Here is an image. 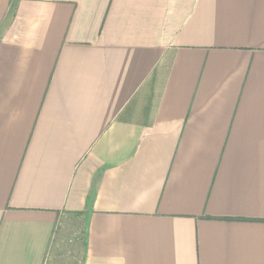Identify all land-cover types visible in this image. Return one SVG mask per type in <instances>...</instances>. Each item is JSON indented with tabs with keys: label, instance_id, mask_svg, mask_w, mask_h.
<instances>
[{
	"label": "crops",
	"instance_id": "obj_1",
	"mask_svg": "<svg viewBox=\"0 0 264 264\" xmlns=\"http://www.w3.org/2000/svg\"><path fill=\"white\" fill-rule=\"evenodd\" d=\"M70 215L81 264H264V0H0V264Z\"/></svg>",
	"mask_w": 264,
	"mask_h": 264
},
{
	"label": "rangeland",
	"instance_id": "obj_2",
	"mask_svg": "<svg viewBox=\"0 0 264 264\" xmlns=\"http://www.w3.org/2000/svg\"><path fill=\"white\" fill-rule=\"evenodd\" d=\"M84 244V219L77 215L61 218L55 230L49 264H81Z\"/></svg>",
	"mask_w": 264,
	"mask_h": 264
},
{
	"label": "trees",
	"instance_id": "obj_3",
	"mask_svg": "<svg viewBox=\"0 0 264 264\" xmlns=\"http://www.w3.org/2000/svg\"><path fill=\"white\" fill-rule=\"evenodd\" d=\"M14 5H15V3H14V2H12L11 6H10V14L13 12Z\"/></svg>",
	"mask_w": 264,
	"mask_h": 264
}]
</instances>
